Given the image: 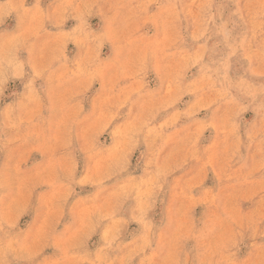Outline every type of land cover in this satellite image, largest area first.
<instances>
[{
  "label": "rangeland",
  "instance_id": "374dc122",
  "mask_svg": "<svg viewBox=\"0 0 264 264\" xmlns=\"http://www.w3.org/2000/svg\"><path fill=\"white\" fill-rule=\"evenodd\" d=\"M0 264H264V0H0Z\"/></svg>",
  "mask_w": 264,
  "mask_h": 264
}]
</instances>
